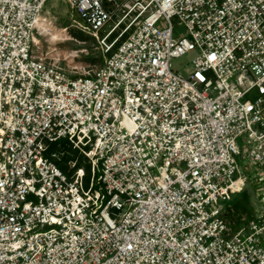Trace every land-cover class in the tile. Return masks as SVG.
Here are the masks:
<instances>
[{"label": "built area", "instance_id": "obj_1", "mask_svg": "<svg viewBox=\"0 0 264 264\" xmlns=\"http://www.w3.org/2000/svg\"><path fill=\"white\" fill-rule=\"evenodd\" d=\"M47 1L0 0V264H264V0H68L83 77L33 50ZM249 174L243 218L218 203Z\"/></svg>", "mask_w": 264, "mask_h": 264}, {"label": "rangeland", "instance_id": "obj_2", "mask_svg": "<svg viewBox=\"0 0 264 264\" xmlns=\"http://www.w3.org/2000/svg\"><path fill=\"white\" fill-rule=\"evenodd\" d=\"M72 9L68 0H48L40 13L37 30H34L35 43L33 50L41 60L48 64L61 68L72 77H83L92 73L103 61L102 49L97 39L83 28L72 25ZM78 17V14L75 13ZM175 23V36L184 34L186 27ZM198 50H191L185 54L172 58V69L187 76L192 67L193 59ZM92 59H96L93 60ZM59 152H67L75 155V151L64 148ZM62 155V154H61ZM67 161L59 163L60 167H67ZM247 165V172L250 171ZM250 176L245 189L233 193L226 200H220L219 205L228 212H236L247 217L254 214L262 205V183ZM241 219V218H239ZM245 224L240 220L238 226Z\"/></svg>", "mask_w": 264, "mask_h": 264}, {"label": "trees", "instance_id": "obj_3", "mask_svg": "<svg viewBox=\"0 0 264 264\" xmlns=\"http://www.w3.org/2000/svg\"><path fill=\"white\" fill-rule=\"evenodd\" d=\"M93 60H96V59H92ZM64 148H69L71 150H74L75 152V155H72L71 153L67 152V155H65V152L63 153L62 152V155H61V159L58 160L56 159L57 163H62L64 160L67 161L68 165L67 167H61L64 172H66L67 174H71L72 171H73V167H72V162L74 160L77 159V163H76V166H79L83 163V155L79 152L78 149H75L73 148L70 144H69V141L68 139L66 138H63V139H60L58 141H55L53 142L50 147H49V150H48V155H50L52 152H59L60 150L64 149Z\"/></svg>", "mask_w": 264, "mask_h": 264}, {"label": "bare ground", "instance_id": "obj_4", "mask_svg": "<svg viewBox=\"0 0 264 264\" xmlns=\"http://www.w3.org/2000/svg\"><path fill=\"white\" fill-rule=\"evenodd\" d=\"M239 184H240V181H239Z\"/></svg>", "mask_w": 264, "mask_h": 264}]
</instances>
